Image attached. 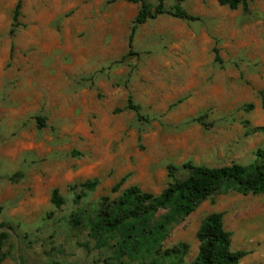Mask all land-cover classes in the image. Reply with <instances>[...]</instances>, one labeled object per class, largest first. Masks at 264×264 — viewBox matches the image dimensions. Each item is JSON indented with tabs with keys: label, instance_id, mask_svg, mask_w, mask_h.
Returning <instances> with one entry per match:
<instances>
[{
	"label": "rangeland",
	"instance_id": "obj_1",
	"mask_svg": "<svg viewBox=\"0 0 264 264\" xmlns=\"http://www.w3.org/2000/svg\"><path fill=\"white\" fill-rule=\"evenodd\" d=\"M142 4L154 11L158 3L0 0V223L10 233L3 264H194L212 213L223 214L232 251L248 253L240 264H264V195L216 193L172 230L159 255L120 257L118 235L99 244L102 198L133 186L158 196L173 181L169 166L181 180L187 163L248 166L264 150V132L252 133L264 128V0H248L247 10L186 0L198 21L159 16L138 28L130 48ZM129 96L147 121L123 110ZM180 244L184 258L165 255Z\"/></svg>",
	"mask_w": 264,
	"mask_h": 264
},
{
	"label": "trees",
	"instance_id": "obj_2",
	"mask_svg": "<svg viewBox=\"0 0 264 264\" xmlns=\"http://www.w3.org/2000/svg\"><path fill=\"white\" fill-rule=\"evenodd\" d=\"M138 4L140 0H113ZM169 0H157L154 11L147 4H142L138 15L133 20L129 47L132 48L134 36L138 28L147 21L168 14L176 19L195 22L198 17L188 14L181 6L186 0H176L177 5L172 9H166ZM219 4L231 10L243 7L248 9V0H218ZM21 4L18 3L14 22L18 21ZM14 32V30H13ZM215 61L221 63L219 50L215 49ZM264 96V92H261ZM264 107V103H263ZM249 105L247 110H252ZM123 110L134 112L140 120L147 121L141 114V108L137 106L129 96L127 105ZM202 122L203 119H199ZM264 132V128H254L252 133ZM189 172L185 179H177V168L169 166V177L173 181L158 196L142 191L133 186L111 200L104 197L100 201L98 222L93 231L99 237L100 246L106 239L118 235L120 237L117 254L122 257L128 254L133 259H139L147 254L159 255L164 242L170 236L172 230L185 221L199 205L216 193L236 192L242 195H264V150L256 152V161L248 166L233 163L230 166L211 168L207 166H194L187 163L183 167ZM126 178L120 180L112 189L117 193L125 183ZM99 185L98 180L88 181L83 187L87 191H94ZM79 197L78 199H80ZM52 204L57 208L64 204L58 190H54L51 198ZM164 212L160 216V213ZM7 225L0 223V264L7 259L4 252L9 232L5 230ZM198 239L200 241L199 254L194 264H240L247 256L245 251H232L231 234L224 228V217L221 213H212L202 222ZM188 246L180 244L172 250L165 251V255L173 254L184 258L187 255Z\"/></svg>",
	"mask_w": 264,
	"mask_h": 264
}]
</instances>
